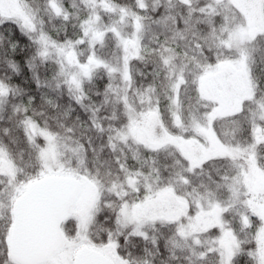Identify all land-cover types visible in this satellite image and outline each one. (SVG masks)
<instances>
[{"label":"snow or ice","instance_id":"snow-or-ice-1","mask_svg":"<svg viewBox=\"0 0 264 264\" xmlns=\"http://www.w3.org/2000/svg\"><path fill=\"white\" fill-rule=\"evenodd\" d=\"M176 3L186 15L172 14V0L159 17L152 13L161 0H0V26L15 25L28 38L25 64L37 87L56 94L42 97L50 117L33 107V97L23 100L10 76L0 77V264H264V206H255L264 192L245 185L251 169L264 173V81L254 74L257 62L264 66V0L251 5L259 24L234 0ZM201 23L206 32L196 27ZM151 25L165 31L147 40ZM109 43L118 53L112 58L104 54ZM176 49L189 71L160 81L166 108L159 99L145 104L149 93L159 95L157 78L172 67ZM22 51L11 43L2 53L14 75L21 65L12 56ZM132 55L135 63L153 60L146 87H136ZM48 65L52 75L42 81L39 69ZM225 72L240 81L227 109L224 95L204 87ZM99 74L107 83L94 100ZM65 92L87 119H73L71 104L56 102ZM113 92L118 110L102 115ZM187 144L197 151H186ZM161 153L171 161L162 162ZM85 188L95 199L84 224L61 219Z\"/></svg>","mask_w":264,"mask_h":264},{"label":"trees","instance_id":"trees-1","mask_svg":"<svg viewBox=\"0 0 264 264\" xmlns=\"http://www.w3.org/2000/svg\"><path fill=\"white\" fill-rule=\"evenodd\" d=\"M34 3L37 6H42L44 3V0H34ZM118 3H120L122 5H126V6H131L133 3V0H118ZM201 3H203V0H201ZM165 4H166V0H161V5L159 6V10L155 13H152V15L154 17H159L161 14H163L165 12ZM172 4L174 5V7L171 8L172 14H174V15H180V14L186 15L187 14L186 10L183 9L182 7H180L176 3V0H172ZM216 23H217V25H219L221 23L220 17H216ZM126 24H127V26H125V27H121L122 24L120 25L121 30L123 28H126L129 31L127 21H126ZM57 27H59V25H57ZM196 27L202 32L207 31V25L205 23H201L199 25H196ZM164 31H165V29L162 26L151 25L149 28L147 40H151L152 36L155 33H163ZM50 35H52L54 39L59 38L56 35L55 30L50 32ZM59 35L63 36L64 35L63 31H61ZM168 35L171 36L172 33L169 31ZM0 37H2V39H0V77H2L4 75L10 76L12 79V82L14 84L19 85L23 89L21 96L23 97V100L25 102L28 100L29 97H33L34 98L33 99V107H35L40 112H44L46 115H48L50 117L54 116L55 115L54 111L52 109L47 108L46 105H43L42 97H43V94L45 92H47L48 95L50 97H53V98L56 97V94L54 92H52L50 89H45L43 87V84L41 85V87H37V83H36L35 79L33 78V73L28 70V68L24 62L26 59V57L24 56V52L30 51L31 42L28 40V38L26 36L21 34L20 29L18 27H16L15 25H12V24H5L3 26H0ZM160 38L163 39V35H161ZM147 40L145 41V43L147 42ZM11 43H16L18 45L19 49L23 50L18 55L12 56V59L16 60L21 65V72L19 75L12 74V72L6 68V64L4 63V58L2 56V53L5 49H10ZM80 51L82 54L87 55L86 49H81ZM176 52H177V57L172 62V67L169 68L167 71H162L160 77L157 78V90L159 92V95H153V94L149 93L148 96L144 100L145 104H147L150 100L159 99L160 100V108L161 109L166 108L167 103H168L167 98H166V89H165V87L159 86L160 81L163 80L165 82V84H167L169 78L179 79V78H181L180 73L182 71H185V72L189 71V69H185V67H184L188 63V61H186L184 58L183 49H176ZM104 54L107 55L109 58H112L114 54H118V53L116 52L115 46L113 44L109 43L108 46L104 49ZM257 59H259V58H257ZM132 60L134 62V69L137 72V75L135 76L136 87L137 88H140L141 86L146 87L148 85V83H150L152 80V77L150 75V73L153 70L152 58H149L146 64L143 62L135 63V56L132 58ZM53 67H54L53 65H48L47 67H45V66L40 67L39 73H40V78L42 81H44L46 77H51ZM140 72L144 73L143 77L139 75ZM254 74L258 78H261L262 81H264V74H261V65L259 64V62H257V65L254 68ZM106 83H107V76L106 75H103V74L97 75V77L94 80V86L92 89V95H93L94 100L99 99V98L95 97V91L97 89L103 90ZM262 86H264V84H262ZM114 87L117 90H122L124 88V84L122 81L121 82L114 81ZM167 91H171V88L170 87L167 88ZM174 95H175V93H174ZM15 99H16V102L20 101V97H17ZM129 99H131V96L129 97ZM116 100H117V94H116V92H113L111 94V102L109 103V105L106 106L108 110L106 112L102 113V115H109L112 111L118 110L117 105L115 103ZM56 102L58 104H61L64 106H68L69 104H71L72 108L74 109V111L72 113L73 119L76 116H79L81 120L87 119V113H85L83 111V109H80L77 105H75V102L70 99V97L67 95L66 92L64 94L60 95L57 98ZM136 103L137 104L140 103L139 97H137ZM186 107H187V104H185V108ZM122 118H123V112L118 111L117 123H119V120ZM50 122L54 124L55 120H51ZM17 135L20 136V139L22 141L23 140L22 130H20L17 133ZM79 137H80V132L78 130H77V134L75 136L69 135L68 142L66 145L69 151H71V149L76 147V145L73 143V141L79 140ZM113 142L117 143L118 147L121 143L119 140H114ZM99 144H100V142L97 141L98 148H99ZM132 149H135L134 143H130V145H129V151H131ZM104 155H105V158H107V153H104ZM89 159H91V157H89ZM160 159L162 162H170L172 157L166 153H161ZM129 163L133 164V163H135V161L130 160ZM257 170L260 171L259 169H257ZM197 182L199 183V181H197ZM201 195H204V193L201 192ZM162 251H163V249H162Z\"/></svg>","mask_w":264,"mask_h":264},{"label":"rangeland","instance_id":"rangeland-1","mask_svg":"<svg viewBox=\"0 0 264 264\" xmlns=\"http://www.w3.org/2000/svg\"><path fill=\"white\" fill-rule=\"evenodd\" d=\"M234 2L240 5H246V20H252L254 23H260V13L258 7H252L253 0H234ZM243 14V13H242ZM121 27L127 26L126 20L123 21ZM122 31L125 33L128 32L126 28H123ZM240 35V38L243 39V34ZM135 52V49L132 50ZM135 55H132V58ZM204 87L206 91H215L219 92L225 97V108L230 107V96L234 91H238L240 89V81L235 73H222L218 77H213L208 79L204 83ZM142 130L137 129V134H140ZM185 150L189 152H196L197 149L192 144L184 145ZM245 185L249 188L250 191L259 195V193L264 192V174L258 171L257 169H251L249 174L245 176ZM95 199V195L93 192L89 191L87 188L82 189L79 197L75 202V206L69 208L68 216L77 217L81 225L87 219L89 214V206L93 203ZM255 206L260 208L264 206V200L255 201ZM176 212H179V209H175Z\"/></svg>","mask_w":264,"mask_h":264},{"label":"water","instance_id":"water-1","mask_svg":"<svg viewBox=\"0 0 264 264\" xmlns=\"http://www.w3.org/2000/svg\"><path fill=\"white\" fill-rule=\"evenodd\" d=\"M80 192H81V191H80ZM80 192H79L78 195L75 197V202H76L77 198L79 197ZM68 210H69V209H67V210H63V211L60 213V218H61V219L65 218V216H66Z\"/></svg>","mask_w":264,"mask_h":264},{"label":"clouds","instance_id":"clouds-1","mask_svg":"<svg viewBox=\"0 0 264 264\" xmlns=\"http://www.w3.org/2000/svg\"><path fill=\"white\" fill-rule=\"evenodd\" d=\"M261 68H264V66H261ZM261 74H264V70H261Z\"/></svg>","mask_w":264,"mask_h":264},{"label":"flooded vegetation","instance_id":"flooded-vegetation-1","mask_svg":"<svg viewBox=\"0 0 264 264\" xmlns=\"http://www.w3.org/2000/svg\"><path fill=\"white\" fill-rule=\"evenodd\" d=\"M68 212H69V211H68ZM68 212H67V214H66L65 218L68 216Z\"/></svg>","mask_w":264,"mask_h":264}]
</instances>
